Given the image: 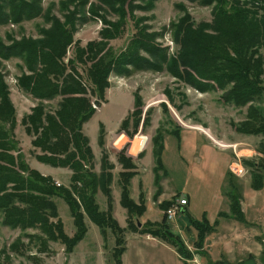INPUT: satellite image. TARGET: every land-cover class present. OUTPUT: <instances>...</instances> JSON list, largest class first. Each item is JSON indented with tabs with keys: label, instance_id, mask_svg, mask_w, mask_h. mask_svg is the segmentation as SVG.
<instances>
[{
	"label": "trees",
	"instance_id": "16d2710c",
	"mask_svg": "<svg viewBox=\"0 0 264 264\" xmlns=\"http://www.w3.org/2000/svg\"><path fill=\"white\" fill-rule=\"evenodd\" d=\"M157 1L59 0L61 20L52 14L54 3L44 10L43 0H0V26H19L36 18H43L49 24V27L40 29L37 38L15 40L6 35V41L10 43L5 44L0 40V59L20 60L18 86L39 100L31 113L21 121L25 132L33 137L32 147L39 150L38 154L34 153V158L48 166L71 171L69 188L57 187L51 177L43 176L27 165L14 140L15 110L9 98L8 86L0 74V222L3 226L19 229L23 237L30 240L60 242L71 253L87 232L84 223L87 217L98 227L104 239L106 230L111 231L115 238L114 264H121V256L126 248L123 233L127 230L164 241L173 247L185 264H189V250L179 236L167 229L165 215L160 225L146 223V226L139 227L134 220V217L146 211V207L141 186L138 202L130 196V180L136 175V165L132 158L125 156V148L118 153L117 161L124 169L118 174V184L121 189L120 205L127 213V225L125 228L119 226L112 215L109 189L114 165L109 164L107 157L102 155L100 171L98 174L94 172L93 153L82 127L95 114L91 97L100 101L105 99L112 74L129 77L140 71H166L201 93L221 91V99L226 104L238 108L247 106L246 119L233 127L238 133L264 137V56L259 52L264 45V0H186L212 8V23L199 25L189 21L184 4H175L184 13L177 23H171L168 27L170 39L180 46L175 56L168 55L169 46L156 41L162 40L165 32L150 33L151 27L144 24L147 18L136 15V12H151ZM97 19L103 25L98 39L81 46L74 40L78 26ZM129 26L134 31L127 44L119 52L113 51L109 42L120 38ZM210 30L213 34L208 33ZM72 45L73 57L64 63L68 47ZM77 64H84V76L78 72ZM56 97H60L56 109L46 111L42 102ZM256 101L263 107L254 105ZM162 106L167 111V106ZM142 107V98L136 91L133 93V110L119 125L120 132L129 139L133 138L141 122ZM148 112L144 116L143 128L149 121ZM130 125L132 131H129ZM161 136L157 129L151 138L155 186L160 180L158 173L162 171L165 175L161 160L164 150ZM104 138V125L100 123L97 137L100 147L104 145ZM12 151L17 155L14 156ZM246 164L255 166L253 162ZM263 186V174L258 169L254 173L251 171L250 187L260 190ZM98 190L106 196V211H100L95 202ZM158 192L159 188L154 199ZM226 195L228 213L219 212L217 216L248 223L241 209V194L233 183L229 184ZM55 197L61 198L69 209L75 227V233L70 237L64 232L53 201ZM172 202H161L158 208L165 212ZM189 223L196 231L195 245L207 264H220L222 260L211 262L202 251L206 237L213 233L218 220L210 223L203 216L201 220L189 218ZM28 229L38 233L28 234ZM20 238L9 248L16 249ZM256 239L261 243V237ZM261 245L258 259L260 264H264V244Z\"/></svg>",
	"mask_w": 264,
	"mask_h": 264
},
{
	"label": "rangeland",
	"instance_id": "374dc122",
	"mask_svg": "<svg viewBox=\"0 0 264 264\" xmlns=\"http://www.w3.org/2000/svg\"><path fill=\"white\" fill-rule=\"evenodd\" d=\"M52 3H54L52 14L61 19V12L58 9L59 0H43L42 6L45 10ZM178 3L185 5L189 15V21H193L197 25L201 23H212L213 15L210 6H200L186 0H158L155 3V8L151 12H136L137 16L147 18L144 24L151 27L149 30L150 33L165 32L164 38L156 41L163 46H169L168 55L170 56H175L178 50H180V46L174 44L170 39V31L168 28L171 23H177L178 20L184 16V13H181L175 6V4ZM110 17L111 19L114 18L113 16ZM47 27H49V24H47L43 18H36L24 22L19 26L13 24L0 26V40L5 44H9L10 41H6V35L12 36L15 40H19L22 37L37 38L40 29ZM101 28H103V25L99 19L78 26L74 34V40L78 41L81 46H85L87 42L98 39V32ZM133 31L132 27L129 26L120 38L111 40L109 45L112 50L115 52L122 50ZM208 33L213 34V31L210 30ZM259 52L264 56V45L259 49ZM73 53L74 46L72 45L68 47L66 56L63 59L64 63L72 59ZM0 63V74L3 76L5 84L8 86L9 98L15 110L16 125L13 131L14 140L18 144L25 162L27 160V165L35 170L32 166L36 161L33 159L30 160V155L33 157L35 153L31 151V141L33 137L25 132V127L22 125L21 121L26 115L31 113V110L28 112L27 109L23 108V105H28V107H30L31 104V106L33 105L34 107L39 100L22 91L18 86L17 77L21 75L19 68L22 65L20 60L11 59L7 61L0 59ZM76 66L78 72L84 76V71L86 69L84 64H77ZM136 91H138L141 96L143 103L141 122L133 138L129 139L120 132L119 123L133 110V93ZM221 94V91L201 93L188 84L170 76L166 71L161 73L140 71L135 72L129 77H121L112 74L109 78V88L105 91V99L100 101L91 97V103L92 107L95 108V114L88 122L84 123L82 127V133L88 138L89 146L93 153L94 172L98 174L100 171L102 155L107 157L109 164H112L110 162V159H112L120 166L117 161V155L125 148V156L134 160L136 170L140 169L142 171L135 193L133 189L134 196L136 192H138L141 182H143L144 188L150 189L152 187V189L155 190L154 194L159 188V194L157 197L155 196L156 199L163 193H170V191H173L174 194L171 197L161 200V202L172 200L173 202L171 205H174L177 200L183 199L180 195L182 194V191H180L182 190V186L186 187L188 189L186 191L191 194L200 189L201 191L204 189L205 191L214 193L217 192L216 189L218 190L216 182L218 177H220L222 180V184L220 185L221 193L224 195L225 203L228 201L226 193L230 183H233L238 188V192L241 194L242 199L244 188L250 186L251 171L254 173V171L258 169V171L263 174L264 183V137L238 133L233 125L246 119L247 106L238 108L232 104H226L222 101ZM59 100L60 97H56L51 101H43L42 103L46 111H54ZM95 100L98 101L96 107L93 105ZM162 104L167 106V111ZM254 105L260 108L263 107L259 101L254 102ZM146 111H149V121L147 126L143 128L142 124ZM100 123L104 125L105 129L104 145L102 147L97 144ZM157 129H159L162 135L161 137L163 138L164 150L161 154V160L165 175L162 171L158 173L160 175V180L158 186H155L152 184L153 173L151 167L152 164L154 166L152 153L148 154V157L151 158H146L145 160L144 157L145 153L152 147L151 138ZM129 131H132L131 125ZM131 142L132 146L130 148ZM127 149H129L130 156L126 154ZM11 153L14 156L17 155L16 152L12 151ZM141 153L143 154L142 157L138 158ZM36 154H38V152H36ZM227 160L229 164L235 163V165L232 167L231 165L224 167V163ZM246 162H253L255 166L252 167L246 164ZM257 164H260V166H257ZM46 166L45 167L51 171H46L47 174L53 175V173H55L56 177L62 181L61 183L52 179L59 184L54 183L55 186L69 188V184H67L68 178L65 175L68 173L69 169ZM120 171H124L121 166ZM37 172L40 173L39 171ZM118 174L115 176L112 173L113 178L109 185L112 200V215L113 195L116 194L115 189L117 192L119 191V195L121 194V189L118 184ZM162 179L165 180L162 181ZM131 180L129 192H131ZM64 181L66 185L63 184ZM114 185L116 186L114 187ZM255 193H260L261 195L259 196L260 202L257 205V209H259L257 218L263 222L264 186L260 190H255ZM152 198L154 199V197ZM144 199L146 211L141 216L134 217V220L136 219L137 223L140 224L137 225L139 227L142 225L146 226V223L160 225L164 215V212L158 208L161 202L153 206L151 201H148L147 210V196L144 195ZM156 199H154V201ZM53 201L57 206L58 216L63 223L64 232L67 236H72L75 233V227L66 203L58 197H55ZM95 202L100 211L107 210L108 202L106 196L99 190L95 195ZM119 203L117 204V208L125 213L126 209ZM170 207L168 209H170ZM168 209H166V211ZM181 216L182 213L179 212L173 221L167 222V229L179 236L187 249L189 247L188 252L190 254V259H188V262L190 264H196L192 260H196L199 264H207V261H205L204 257L200 254V250L195 245L196 231L190 226V217H188L187 213L186 216L189 223L187 225L189 226L185 229L187 231L194 230L195 238L190 239L187 238V235H179L178 230L183 233L184 225L187 223V220L184 218L180 219ZM201 218L198 220H201ZM119 221L123 223L121 217H119ZM84 223L87 228V232L83 238L84 240L82 239V242H78L72 252L68 253L65 245L60 242L43 243L42 240H30L23 237V233H21L19 229H11L3 226L0 222V264H114L112 254L115 246V238L110 233L111 231L109 229L106 230V237L105 239L102 237L103 243H101L98 238V227L87 217L84 218ZM243 225L245 228H255L259 232V237L262 238L261 243L264 244V225H262L263 228L258 224L250 222ZM217 226L214 231H216ZM26 233L33 234L38 232L28 229ZM125 233H127V236ZM125 233H123V238L126 248L121 256V264L124 263V261L125 264H181L174 257L173 252L171 254L168 249L159 247L154 243L148 244V241L145 240V235L132 233L134 235L132 236L131 232L128 230ZM210 234H208V236ZM19 236L21 238L16 245L17 248L12 250L9 247ZM136 236L142 237V244L138 241H132L133 237ZM40 238L43 239V237ZM160 241L164 242L162 240ZM102 244L105 246L102 247ZM166 245L173 249L172 246ZM202 251H204L203 248ZM208 256L207 254V257ZM258 258L256 257V263L260 264ZM208 259L210 260L209 257ZM220 260L226 261L225 256L221 255ZM233 262V264L237 263L236 260Z\"/></svg>",
	"mask_w": 264,
	"mask_h": 264
},
{
	"label": "crops",
	"instance_id": "0c3cea01",
	"mask_svg": "<svg viewBox=\"0 0 264 264\" xmlns=\"http://www.w3.org/2000/svg\"><path fill=\"white\" fill-rule=\"evenodd\" d=\"M32 107H33V105L31 106V104H30V107H28V105H23V108L27 109L28 112H29V110H31L30 108H32ZM119 125H120V123H119ZM31 151L35 152V153L36 152L39 153V150L34 149L33 147H32ZM148 154H151V148L149 149V151L147 153H145V157H144L145 160H146V158H151V157H148ZM31 159L36 161V162H34V165L32 167L35 170L39 171L41 175L49 176L54 181H59L62 183V181H60L59 178L56 177L55 173H53V175L46 173V171L51 172L48 168H46L47 167L46 164L38 162L34 158V156L32 157L30 155V160ZM151 161H152V159H151ZM26 162H27V160H26ZM110 162L114 165V169L112 170V173L116 176L119 172H121L120 166L117 164L116 161H114L112 159H110ZM228 165L229 166L231 165V167H232L233 165H235V163L229 164V161L227 160L224 163V167H227ZM152 168H153V164L151 167V171H152ZM141 173H142V171L140 169H137L136 175L131 180L130 196L135 202H138V196L140 193V188H139L138 192H136L135 196L133 194V189H134V193H135L136 188H137V183H139V181H140L139 177H141ZM65 175L68 178L67 184H69L71 172L68 170V173ZM164 180L162 179V181H164ZM63 184L66 185L65 181L63 182ZM162 184H163V182H162ZM221 184H222V180L220 179V177H218L217 182H216L218 190L216 189L217 192H214V193L211 191H205L204 189H203V191H201V189H200L199 191L194 190L195 193L191 194L190 192L188 193L186 191V190H188L186 187L182 186V190H180V191H182V194H180V195L186 199L187 203H186V205H183L181 207L182 216L180 217V219L184 218L185 220H187V216H186V213H187L188 217L196 219V220L205 216L209 220L210 223H213L216 219H218L217 215L219 212L228 213V201H226V203L224 201V197H223L224 195L221 193V186H220ZM115 186L116 185H114V187ZM141 189H142V192L144 193V195L147 196V201H146L147 210H148V201H151V204L153 206H155V205H158L161 202V200L168 199L169 197H171L174 194L173 191H170V193H167V192L163 193L158 197V199H156L154 201V199L152 197H153L155 190H153L152 187L150 189H146V188H144L143 182H141ZM115 191H116V194L113 195V216L117 220L119 226L121 228H125L127 225V223H126V219H127L126 211L124 213L123 211H121L120 209L117 208V204L119 203V200H120V195H119V191L117 192L116 189H115ZM259 196H261L260 193L256 194L255 190L252 191V188H250V186H248V188H244V190H243L242 199L240 201V204H241L242 212L244 213V216L246 218V221L250 222V223L258 224L259 226L262 227V225H264V221L261 222L260 219L257 218V214L259 211V209H257V205L260 202ZM105 208H103V209H105ZM119 217L122 218L123 223H121L119 221ZM156 217H157V215H156ZM186 222L187 223L184 225V228H183L184 232L182 233L180 230H178L179 235L180 236L187 235V238H190V239L195 238L194 230H191V231L188 230L187 231L185 229L187 226H189V225H187V224H189L188 220ZM187 229H189V228H187ZM125 234L127 236V233H125ZM131 235L134 236L132 233H131ZM259 236H260L259 232L253 227L252 228H245L243 223L237 222L233 219L219 218L216 231H214L208 237H206V239L204 241L203 249H204V252H206V254L209 255V258L212 262L219 261L221 255H224L226 261H228L231 264L234 263L233 262L234 260L237 261V263H235V264H238L239 262L243 261L244 259H247L249 255H251L252 258H254L256 261V257L257 258L260 257V253L262 251V246H261L260 242L256 239ZM144 237H145V240L148 241V244L154 243V244H157V246H159V247H163V248L168 249L171 252V254H172V252L174 253V257L181 264H185L179 258V256L174 252V250L171 249L166 244H164V242H161L160 240H158L156 238H152L150 236L145 235ZM98 238H99V241L101 243H103L102 236H101L100 232H99ZM126 240H127V237H126ZM139 240H141V241H139ZM132 241L133 242L138 241L142 244L143 240H142V237L136 236V237H133ZM104 244H102V247L105 246ZM205 261H207V260L205 259ZM122 264H125V261Z\"/></svg>",
	"mask_w": 264,
	"mask_h": 264
},
{
	"label": "built area",
	"instance_id": "2783aa9c",
	"mask_svg": "<svg viewBox=\"0 0 264 264\" xmlns=\"http://www.w3.org/2000/svg\"><path fill=\"white\" fill-rule=\"evenodd\" d=\"M132 142L130 143L131 144L130 148L132 146ZM126 154L130 156L129 149H127ZM54 183L58 184L57 182H54ZM186 203H187L186 199L183 198V199L177 200L174 205H171L170 209H168L166 212H164V215L166 216V221L167 222L173 221L175 219L176 215L179 212H181V207L183 205H186ZM188 249H189V247H188ZM192 261L196 264H199V262H196V260H192Z\"/></svg>",
	"mask_w": 264,
	"mask_h": 264
},
{
	"label": "water",
	"instance_id": "95a60500",
	"mask_svg": "<svg viewBox=\"0 0 264 264\" xmlns=\"http://www.w3.org/2000/svg\"><path fill=\"white\" fill-rule=\"evenodd\" d=\"M97 104H98V101L95 100L93 102L94 107H96ZM138 225H140V224H138ZM220 264H231V263H229L228 261H222ZM238 264H257V263H256L254 258L250 257V258L244 259L243 261L239 262Z\"/></svg>",
	"mask_w": 264,
	"mask_h": 264
}]
</instances>
